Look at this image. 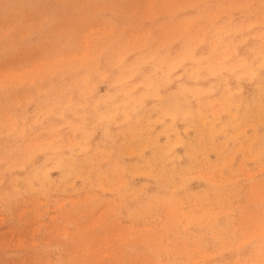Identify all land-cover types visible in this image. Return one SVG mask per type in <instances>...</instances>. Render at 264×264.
<instances>
[{"label": "rangeland", "instance_id": "374dc122", "mask_svg": "<svg viewBox=\"0 0 264 264\" xmlns=\"http://www.w3.org/2000/svg\"><path fill=\"white\" fill-rule=\"evenodd\" d=\"M0 264H264V0H0Z\"/></svg>", "mask_w": 264, "mask_h": 264}]
</instances>
